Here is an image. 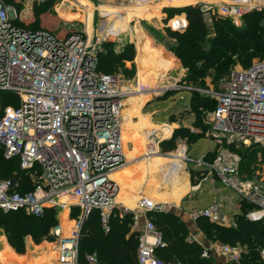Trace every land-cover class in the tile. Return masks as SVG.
<instances>
[{
  "label": "built area",
  "instance_id": "1",
  "mask_svg": "<svg viewBox=\"0 0 264 264\" xmlns=\"http://www.w3.org/2000/svg\"><path fill=\"white\" fill-rule=\"evenodd\" d=\"M251 1L218 5V15L237 21L254 7L264 11V4ZM16 18L14 5L0 0V92L18 97L17 104L0 115V145L6 158L16 157L33 188L22 192L18 182L1 180L0 211H24L39 217L46 208L75 210L72 232L62 234L59 225L51 231L56 241L49 248L58 264H98L96 253L87 254L83 263L78 259L79 233L92 211L98 213L105 231L115 208L121 214L131 212L138 231L137 264H180L156 254L165 243L147 213L164 210L162 205L145 197L134 208L120 206L117 201L119 187L111 174L128 161L122 137L123 99L137 89L126 92L116 76L98 69L87 33L59 36L47 28L15 24ZM168 22L172 30L187 26L186 17ZM202 91L215 100L207 118L213 132L245 145H264V61L234 68L214 87ZM159 140L157 132L148 136L145 157L165 154L159 149ZM176 153L182 162L193 163L194 170L200 171L195 176V191L202 183L213 186L217 180L253 205L246 213L249 219L264 222V185L241 180L235 158L217 154L213 159H192L184 142L178 143ZM221 207L220 201H213L192 211L190 221L206 217L234 225L235 214L228 216ZM190 237L195 239L193 234ZM242 250L239 245L209 243L202 256L218 255L224 264H230L240 260ZM259 255V264H264V248Z\"/></svg>",
  "mask_w": 264,
  "mask_h": 264
},
{
  "label": "rangeland",
  "instance_id": "2",
  "mask_svg": "<svg viewBox=\"0 0 264 264\" xmlns=\"http://www.w3.org/2000/svg\"><path fill=\"white\" fill-rule=\"evenodd\" d=\"M42 1L45 0H11L12 4L16 6L18 24L27 27L28 24L34 22L35 18H38L40 20L39 28H47L59 36H64L73 31L87 33L90 42L94 46L95 53L103 57V67L101 65L100 70L116 76L120 87L126 92L130 89H137L133 94H126L123 100L138 95L143 96L138 111L133 107V110L132 108L130 109L128 107L129 104H125L126 100L122 106L121 117L123 120V138L125 142V145L123 142V149L125 154L126 145L130 144L133 148L131 156L144 158V154L147 151V140H141L134 126V123L144 118L148 124L151 123L150 125L146 123L149 132L156 128L153 125L166 127L167 132L163 131L160 136L158 135V138H173L176 140V146L173 150L165 152L164 155L156 154V156L169 158V154L176 153L178 143L184 142L188 148V155L192 159L202 157L200 156L201 154H205V156L227 154L230 158L236 159L237 172L241 180L250 182L254 186L264 185V151L260 148L264 147V145L259 143L260 147L257 146L252 150L254 152L253 155H241L238 150H244V148L249 147L253 143L245 145L242 142L231 140L226 136H220L213 132L211 126L207 123L211 110L206 114L203 121L208 128L206 127L205 129L203 126L198 127L194 124L196 118L192 111V88L195 87V90L203 93L202 90L211 89L214 86H212L209 79H207V85L194 84L188 80L184 81L183 76L186 68L182 67L177 55L168 48L178 39V37L171 36L168 20L182 17V15L185 16L184 6L198 5L203 10H208L203 13V18L210 32L208 34L210 38L213 36L212 31L214 29L212 19L218 15V5L230 3L233 0H215L213 2H208L207 0H176L174 2L163 0L162 3H159L160 0H144L146 2L141 4L138 3L140 0H46V2H49V5L45 6L47 12L35 16L33 14L34 7L40 6ZM164 1L169 2L166 3ZM255 2L258 5L264 4V0H255ZM146 4H151L152 6H148V15L145 17H133L131 13L124 17L121 13L126 10L124 9L126 7H129L128 11H130L133 7H143ZM252 10L258 9L254 7ZM112 12H117L118 14L111 15ZM101 14L108 16L103 23ZM113 17V27L107 31L108 24L111 23ZM228 18L235 25L243 23L242 18L237 21L230 17ZM262 18L264 17H261V23L264 20ZM182 31L183 29L178 30V32ZM148 46L169 54L173 57L172 64L167 66L160 65L157 61L159 58H157V52H149L146 49ZM257 60L258 58H254L251 63ZM234 68H243V66L235 64L231 70ZM203 94L208 95L207 93ZM8 106L13 105H9L7 101L3 103L0 100V115ZM127 114L131 115L129 123L124 119ZM139 114L142 117H139ZM131 126H134V129ZM196 133L198 136L194 137L192 134ZM247 153L249 152L247 151ZM158 160L156 159V161ZM187 164L188 170L192 167L193 169L195 168L193 163ZM243 166L247 167V169L241 170ZM202 185L204 190L217 186L216 192H221L222 196L226 195L225 191L230 192L228 188L221 186L217 180H215L213 186L208 182H204ZM54 211L56 224L60 226L61 233L72 232L75 227V210H73L72 214L71 212L68 213L67 209L64 210L62 208L59 210L55 208ZM131 228L135 229L134 222ZM194 228L198 229L197 227ZM49 236L50 238L44 237L41 242L37 243L29 235H25L24 249L22 252H18L10 246L4 232L0 229V262L13 264V259H21V255L30 254V251L49 248L56 241V237L52 232H50ZM204 238L201 240L197 238L203 245V249L207 247L208 242L220 243ZM214 259L216 260L215 264H223L222 258L218 255H214Z\"/></svg>",
  "mask_w": 264,
  "mask_h": 264
},
{
  "label": "trees",
  "instance_id": "3",
  "mask_svg": "<svg viewBox=\"0 0 264 264\" xmlns=\"http://www.w3.org/2000/svg\"><path fill=\"white\" fill-rule=\"evenodd\" d=\"M7 2L12 4L11 0H7ZM46 5H49V2L42 1L40 6L34 7L33 14L38 16L46 13ZM183 10L187 26L182 32L168 27L171 36L178 37L176 42L168 48L177 55L182 67L186 68L183 76L184 81L207 85L206 82L209 79L212 86H215L218 80L226 76L235 64L247 68L253 63L251 61L254 58H258L257 61H264V20L261 23L264 12L251 10L242 17L241 25H235L228 17L216 15L212 19L213 36L209 38L210 32L203 18V13L208 10H203L198 5H187ZM179 18L182 17L175 19ZM14 23L18 24V21L15 19ZM39 23L40 20L35 18L34 22L28 24L27 27L38 29ZM146 49L149 52H157V58L159 57L157 61L160 65L172 64L173 57L169 54L157 51L150 46ZM97 59L100 70V66L103 67V57L98 54ZM195 89L193 87L191 90L193 93L191 97L192 111L196 118L194 124L206 129L208 126L203 121L206 114L214 109L215 100ZM17 98L12 92H0V100L3 103L7 101L9 105H16ZM192 135L198 136L197 133ZM175 146L176 140L173 138L159 141V148L162 152L173 150ZM257 146L260 147L257 143H253L238 152L241 155H253L252 150ZM260 148L264 151V147ZM215 156L216 154L207 155L204 158L212 159ZM247 167L243 166L241 170H246ZM195 171H191V176L196 173ZM1 177L3 178L0 181L11 179L13 182H18L19 190L22 192L33 188L32 181L26 171L20 167L16 157L6 158L0 145ZM194 182L192 179V183ZM239 204L240 208L235 215L234 225H224L211 222L206 217H198L197 228L207 240L239 245L243 248L240 260L230 264H259V252L264 248V222L246 217L247 211L252 209V204L245 200H240ZM54 212L52 208H46L43 215L38 217L24 211L7 213L0 211V229L4 232L10 246L16 251L22 252L25 235H29L37 243L41 242L44 237L50 238L51 229L57 225ZM120 214L117 208L111 212L108 231L102 228L95 210L85 219L78 238L80 263L84 262L85 255L96 253L98 264H137L138 231L131 228L133 214L131 212ZM147 216L161 231L164 239L165 245L156 251L160 258L180 264H215L214 255L202 256L203 245L200 241L190 237L192 232L189 223L175 212L171 210L149 211Z\"/></svg>",
  "mask_w": 264,
  "mask_h": 264
},
{
  "label": "crops",
  "instance_id": "4",
  "mask_svg": "<svg viewBox=\"0 0 264 264\" xmlns=\"http://www.w3.org/2000/svg\"><path fill=\"white\" fill-rule=\"evenodd\" d=\"M174 1L176 0H170V2H174ZM189 1H196V0H189ZM207 1L213 2L215 0H207ZM143 2L146 1L144 0L138 1L139 4ZM162 2L163 1H159V3ZM164 2L167 3L169 1H164ZM148 6H152V5L146 4L143 7L140 6L137 8H142L148 11L149 10ZM128 8L129 7L124 8L126 10L124 12H121L124 17L128 16L129 14ZM115 13L118 14L117 12H112L111 15H114ZM183 16L184 15H182V18L185 17ZM134 97L137 98V96ZM140 105L141 103L139 104V107ZM128 107L131 109L133 106H128ZM139 107L137 108L134 106L133 108H136V110L138 111ZM140 116L141 115L139 114V117ZM141 119H142L141 124L145 125L147 121H145L143 118ZM131 127L133 128V126ZM137 134H139L138 131ZM142 134L144 135L145 132ZM123 135L124 133L122 134V137ZM139 136L142 135L139 134ZM146 138L144 139V141L146 140ZM123 142H124V138H123ZM125 152H126L125 154L126 158L128 160L127 163L123 167L115 170L111 174L112 178L117 182L119 187L117 201L120 206H127L128 208H134V206L136 205L137 201L140 198L145 197L152 199L155 202L161 204L164 210H169V211L171 210L175 212L177 215H179L184 221H187L189 223V226L191 227L190 228L192 232L191 234H193V236L196 235L195 238L196 239L198 238L200 240L204 238V235H202V233H200L198 229L194 228L197 227L196 221L195 223L190 221L189 214L192 211L205 208L213 201H220V203L222 204L221 210L224 214L231 216L232 214L236 215L239 212L240 198L234 191L232 192L230 189H229L230 192L225 191L226 195L224 196L220 194L221 192H216L217 186L212 187L208 190H204V188L201 187L199 190L195 191L193 189L194 183L196 182L194 178L196 175H198V170H196L195 171L196 173H194V175L191 176V171L194 169L192 167L191 169L188 170L187 163L182 162L184 164L183 165L181 162L163 160L158 157H154L152 159L144 160L143 162H140L143 158L141 157L136 158L135 156H131L133 152V148L130 146V144L126 145ZM200 156L205 157V154L204 155L201 154ZM169 158H171V156ZM156 159L159 160L156 161ZM192 179L195 181L194 183H192ZM236 203H238V207L235 206ZM139 221L140 223L143 222L141 216L139 218ZM15 255L17 256V254ZM20 258L21 259H17V258L13 259L12 263L13 264H58L56 262L55 252L49 248L30 251V254L28 253L21 255ZM222 262L224 264L223 260ZM2 263L11 264L10 262L8 263L2 262Z\"/></svg>",
  "mask_w": 264,
  "mask_h": 264
},
{
  "label": "bare ground",
  "instance_id": "5",
  "mask_svg": "<svg viewBox=\"0 0 264 264\" xmlns=\"http://www.w3.org/2000/svg\"><path fill=\"white\" fill-rule=\"evenodd\" d=\"M160 1H163V0H160ZM129 13H131V15L134 17V16H139V17H145L146 15H148L147 13H148V11L147 10H144V9H140V8H138L137 9V7H133V8H131L130 9V11H129ZM101 16H102V23L103 22H105V20L107 19V15H102L101 14ZM113 22H114V18H112V21H111V23L110 24H108L109 26L107 27V31H109L110 29H112V27H113ZM105 28H106V26H105ZM131 96H133V95H131ZM142 98H143V96H141V95H138L137 96V98L136 97H130V98H128V99H125L126 100V102H125V104H129V106H135V107H139V104H140V101L142 100ZM125 100H123V103H124V101ZM136 103V104H135ZM133 104H135V105H133ZM136 109V108H135ZM130 116L131 115H129V114H127V115H125L124 117V119H125V121L127 122V123H129L130 122ZM144 119V118H143ZM151 123H149L148 125H150ZM133 125V124H132ZM134 126L136 127V129H137V131H138V133L140 134V135H142V136H140V138H141V140H144L146 137L148 138V136L151 134V133H153V132H157V134L158 135H160L161 133H163V131L165 132H167V129H166V127H162V126H155V125H153V127H156V128H153V130H151L150 132L147 130V125L145 124H141V120L140 121H138L137 123H134ZM134 126H133V128H134ZM145 132V134L143 135L142 133H144ZM148 135V136H147ZM147 138H146V140H147ZM145 140V141H146ZM132 156H134V155H132ZM154 157H158V158H161V159H163V160H169V161H175V162H181L182 163V160H180L181 159V157H180V155H179V153H175V154H172V156H171V158H167V157H163V156H147V157H144L140 162H143L144 160H149V159H152V158H154ZM183 164V163H182ZM184 165V164H183ZM184 167V166H183ZM183 189V188H182ZM185 189V188H184ZM57 202V201H56ZM130 206H132V205H130Z\"/></svg>",
  "mask_w": 264,
  "mask_h": 264
}]
</instances>
